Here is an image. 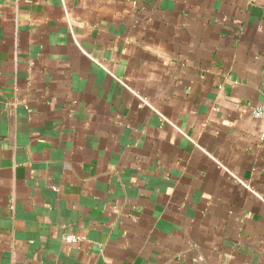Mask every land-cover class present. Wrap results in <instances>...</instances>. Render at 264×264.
<instances>
[{
	"label": "crops",
	"instance_id": "0c3cea01",
	"mask_svg": "<svg viewBox=\"0 0 264 264\" xmlns=\"http://www.w3.org/2000/svg\"><path fill=\"white\" fill-rule=\"evenodd\" d=\"M260 105L264 0H0V264H264Z\"/></svg>",
	"mask_w": 264,
	"mask_h": 264
},
{
	"label": "built area",
	"instance_id": "2783aa9c",
	"mask_svg": "<svg viewBox=\"0 0 264 264\" xmlns=\"http://www.w3.org/2000/svg\"><path fill=\"white\" fill-rule=\"evenodd\" d=\"M141 101L144 102L143 99ZM251 112L254 117H264V105L252 107ZM261 137L264 138V132L261 134ZM63 240L67 243H75L79 238L72 234H65Z\"/></svg>",
	"mask_w": 264,
	"mask_h": 264
}]
</instances>
